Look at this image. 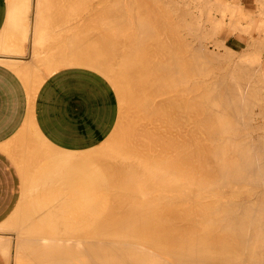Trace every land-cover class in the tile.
I'll use <instances>...</instances> for the list:
<instances>
[{
    "label": "bare ground",
    "instance_id": "obj_1",
    "mask_svg": "<svg viewBox=\"0 0 264 264\" xmlns=\"http://www.w3.org/2000/svg\"><path fill=\"white\" fill-rule=\"evenodd\" d=\"M32 1L10 0L7 25L24 23L12 22V31L17 26L20 32L16 40L7 26L6 33L15 36L9 33L7 48L22 37L23 52L30 38L31 51L49 73L65 65L98 70L117 86L126 106L119 133L88 149V156L50 151L45 161L39 155L42 163L38 156L27 160L32 167L38 159L39 168L32 176L26 167V187L44 188L33 190L29 202L26 192L15 221L4 224L18 232L15 264H264V62L252 64L262 59L255 55L249 63L235 62L234 49L212 39L225 13L237 28L240 12L247 20L238 27L244 32H259L264 20L246 17L230 1L233 6L211 0L223 6L212 8L225 17L210 20L207 4L204 22L214 21L209 28L215 30L202 34L203 16H188L192 7L184 10L183 0ZM63 16L69 20L61 24L63 32H73L61 41L53 34L51 42L47 35L60 25L51 22H63ZM207 34L204 43L220 42L225 52L207 51L199 40ZM0 61L22 71L28 85L45 78L36 70L32 78V70L8 56ZM95 172L101 185L94 182ZM82 177L92 179L83 193L59 191ZM0 240L8 251V239Z\"/></svg>",
    "mask_w": 264,
    "mask_h": 264
},
{
    "label": "crops",
    "instance_id": "obj_2",
    "mask_svg": "<svg viewBox=\"0 0 264 264\" xmlns=\"http://www.w3.org/2000/svg\"><path fill=\"white\" fill-rule=\"evenodd\" d=\"M224 1H227V4L230 1L234 6L237 4V8L243 11L246 17L262 18L264 20L263 0ZM230 3L228 5H231ZM259 5H262L261 8ZM9 8L10 0H0V47L4 52L18 50L22 53V49L19 47V39L22 37L18 39V43L15 41L17 44L15 47L7 48L6 46L7 38L11 37V32H15L17 27H14L15 29L12 31V22L14 25L20 24L19 20L16 23L13 20L9 25L11 32L6 33L8 31L7 24H9L7 14L10 13ZM258 10L259 12L262 10V12L259 13ZM258 15L260 16L257 17ZM22 22L24 23V21ZM20 25L19 27L22 30L23 27ZM259 32L255 31L254 35L251 32L241 33L228 30L224 34V36L226 35L224 42L227 45L239 46L242 49L248 45L250 46L251 43H255L256 45H254L257 48L255 49L262 53L264 62V24ZM16 33L18 35L20 32H15L16 38L14 40L20 36H17ZM11 35L12 38L15 37L13 34ZM254 38L257 41L254 42ZM247 39H250V41ZM7 56L18 63L20 62L18 61L20 60L18 55L0 53V59ZM19 72L9 64L0 61L1 239H6L5 231H2L7 226L4 227V224L10 222L11 217L22 201L25 187L29 181L25 180L24 174L31 171L30 173L33 176L39 168L37 167L39 165H36L39 162L38 159L34 161L35 164L33 163L36 168L32 169V164H30L32 167L28 166V163H31L28 162L30 156L33 155L32 158L38 156L42 163V160L45 161L50 151L79 155L83 151L98 146L113 132L118 122L120 110L119 96L116 89L106 76L93 68L77 65L65 67L54 71L38 85L30 82V86L27 84L30 80H24ZM35 152H39V154ZM32 158H30V161H32ZM26 167H30V171H27ZM32 170H35V172L33 173ZM25 171L26 173H24ZM27 175L29 176V174ZM1 243L0 264H10Z\"/></svg>",
    "mask_w": 264,
    "mask_h": 264
},
{
    "label": "rangeland",
    "instance_id": "obj_3",
    "mask_svg": "<svg viewBox=\"0 0 264 264\" xmlns=\"http://www.w3.org/2000/svg\"><path fill=\"white\" fill-rule=\"evenodd\" d=\"M18 1H19V0H18ZM21 1L23 2V0H21ZM24 1H25V0H24ZM26 1H27V0H26ZM30 1H32V0H30ZM34 1H35V0H33L32 2L34 3ZM41 1H42V0H39V1L36 0V5H37V4L40 5V4H41ZM171 1H172V0H171ZM174 1L176 2V1H180V0H174ZM174 1H172V2H174ZM181 1H182V0H181ZM184 1L186 2L187 0H183V1L180 3L184 10L187 9V8H189V10H190V7H192V8H194L195 10H194V9L192 10V8H191L192 12H191V10H190V14H191V13L193 14V11H194V13L198 14V16H199L200 13H201L200 17L203 16V18H202L203 20H201L200 18H198V16H194V15H196V14L193 15L194 18H195V21H197L196 19H198V21H199V19H200V21H199V22H200V28H203V27H201V25L205 27V28H203V29H199V30H201V33H202V34H204V31H205V30H206L205 33L207 32V29L209 28L210 24H211V25H214V24H215L214 21H215V18H216V17H217V20H218V19H219V18H218L219 16H223V15L221 14L222 11H221L220 9H219V10L221 11V13H220L219 11L214 12V10H216V8L213 9L212 7H214L215 4H214V5H213V4L211 5V3L213 2V0H212V1H211V0H207L205 3H204V0H203V2L200 0V2H202V3L197 2L198 0H192L193 2H192L191 0H188V1L191 2V3H188V2H187L186 5H185ZM208 1H211V3L209 4ZM214 1H215V0H214ZM32 2H31V3H32ZM37 2H38V3H37ZM39 2H40V3H39ZM20 3H21V2H20ZM33 3H32V5H33ZM182 3H184V6H183ZM225 3H226V2H225L224 0H221V1L219 2V4H221V5H223V6L226 5ZM189 4H190V7H189ZM201 4H202V5H201ZM203 4H204V5H203ZM207 4H209V7H208V8L210 9V11L207 10V9H208V8L206 7V6H208ZM216 5H217V4H216ZM216 5H215V7H217V6L220 7V6H221V5H217V6H216ZM227 5H228V4H227ZM63 6H64V5H63ZM63 6H62V7H63ZM65 6H66V5H65ZM187 6H188V7H187ZM202 6H203V7H202ZM223 6H221V7H223ZM57 7H58V6H57ZM66 7H67V6H66ZM184 7H186V8H184ZM199 7H200V8L202 7L203 9L206 8V10H207V14H209L208 12H210L211 14H213L215 17H214L213 15H211V14L207 15V17H208L210 20H214V21H210V22H208V23H207V21L204 22V20L206 19V17H205L206 14H203V11H204V12H206V11H205V9L203 10L202 8H201V9H202V11H201V10L199 9ZM221 7H220V8H221ZM53 9H54V8H53ZM63 9H64V11H62ZM63 9H62L61 11L66 15V13H67L68 11L65 12V10H68V8L65 9V7H64ZM211 9H212V12H211ZM51 10H52V9H51ZM69 10H70V9H69ZM217 10H218V7H217ZM187 11H188V10H187ZM188 12H189V11H188ZM63 13H62V15H63ZM182 13H183V12H182ZM214 13H215V14H214ZM239 13H240V12H239ZM239 13H238V11H237L236 15H238V17L241 18L242 20L239 19V23H237V24H239V26H238L239 28H240L241 26H242L241 28H243V25H242V24H247V22H246L247 20L245 21L244 18L240 17V16H239ZM30 14H31V15H30ZM32 14H33V13H32V11L30 10V12H29V14H28L29 17H30V19H32V16H33ZM68 14H69V13H68ZM68 14H67L66 17H68ZM188 14H189V13H188ZM188 14H186V15H188ZM190 14H189L188 16H192V14H191V15H190ZM181 15H183V14H181ZM210 15H211L212 19L209 17ZM226 15H227V16H226ZM240 15H241V14H240ZM58 16H59V15H58ZM193 16H192V17H193ZM225 16H226V17H225ZM225 16H223V17H225V18H224V22H225L224 25H225V26L223 25L222 28H221L220 30H218V31H214L215 29H213L212 26L210 27V28H212V29H211L212 32H213V31L215 32L214 34H215L216 36L213 35V36H212V39L214 40V38H215L216 43H218L217 40H219L221 43L224 42V37L226 36V35L224 36V34H225L226 32H228V30L237 31V32H241V33H248V32H246V31H245V32L242 31V29L240 30L238 27H237V28L235 27V24H236V23L234 24V22H236V21L233 22V21L231 20V17H230L231 15H230V13H225ZM63 17H64V16H63ZM66 17H64V18H66ZM196 17H197V18H196ZM59 18L62 19V16H59ZM59 18H58V19H59ZM64 18H63V20H64ZM204 18H205V19H204ZM208 18H207V19H208ZM220 18H221V17H220ZM235 18H236V17H235ZM61 19H59L58 21L62 22ZM207 19H206V20H207ZM225 19H226V21H225ZM56 20H57V19H56ZM193 20H194V19H193ZM217 20H216V21H217ZM230 20H231V21H230ZM243 20H244V21H243ZM54 21H55V20L52 21L53 23H52L51 21H50V22H51V24H53V27H54V28L56 27L57 24H60L59 26H57V29H58L59 27L62 28V30L59 29L61 33H60L59 30H57L56 28H55V30H57L56 32H54L55 30L52 31L53 28L51 27L52 30L49 29V31H48L47 33H49V32L52 31V32H51L52 34L50 33V35L48 34L47 36H48V37H49V36L52 37L53 34L56 35V36L53 35L52 39H53L54 37H55V38H58L57 36H59L60 39H59V40L56 39V42L61 41L62 38H63L65 35L67 36L68 33L70 34V33L73 32V31H72V32H71V31H69V32H63L64 30H63V27H61V24H63V23L66 24V23H67V25H68V24H69V23H68L69 20L67 21V18H66V20H64V21H66V22L63 21L62 23H60V22H58V21H57V22H58V23H57V22L55 21V22H56L55 26H54V23H55ZM216 21H215V22H216ZM241 21H242V22H241ZM211 22H212L213 24H212ZM232 22H233V24H234V27H233V28L231 27L233 24H232V25L230 24V23H232ZM237 22H238V21H237ZM47 23H49V21H48ZM202 23L205 24V25H203ZM241 23H242V24H241ZM249 24H250V23H249ZM251 24H253V23H251ZM49 25H50V24H49ZM67 25L64 26V27H66L65 31H68V27H67ZM198 25H199V24H198ZM240 25H241V26H240ZM210 28H209V29H210ZM50 30H51V31H50ZM211 30H208V32L210 31L209 33L212 34ZM226 30H227V31H226ZM244 30H245V29H244ZM248 31L253 33L254 31H256V29H255L254 31H253V30H248ZM62 32H63V33H62ZM208 32H207V33H208ZM216 32H217V34H216ZM58 33L61 34V36L58 35ZM63 34H65V35L63 36ZM202 34H201V35H202ZM201 35H200V37H199V38H201V39H199L198 37H197V38L200 40V42H203V45H205V46L207 47V48L205 47L207 51H208V49L211 50V48H212V49H213L214 51H216V52H217V50H218L219 52H222V53H223V52H225V50H224V46H222V45H226V46H228V47L233 48V49H234V52H233V53H235V54H232V51H231V54L234 56V58H236V59H234V61L236 60L235 62H237L238 59H239V62H243V61L245 62V61L247 60L248 62H247V61H246V62L249 63V61H250V62L252 61V57H253V55H255L256 57L258 56V57H260V58L262 57V53L256 51V49H255V45H254V44H251V45H252V47H253L255 50H251L252 47H251V45H250V46H247V48H245V49H248V48H249V50L245 51V49H242V48H240L239 46H230V45L225 44V42H224V44H222V45H221V43L219 42V44H218V46H217V44H215V42H214L212 39H211V40L209 39L208 41L205 40L206 44L208 45V46H207V45L204 43V40H202V39H208V38H210V37H209V34H207L208 36L206 35V37H204V35H203V36H201ZM62 36H63V37H62ZM66 36H65V38H67ZM51 37H49L48 40H50ZM61 37H62V38H61ZM203 37H204V38H203ZM195 38H196V37H195ZM197 38H196V39H197ZM196 39H195L194 42L197 41L196 46H198V45H200V44H198V39H197V40H196ZM29 40H30V38L27 40V42H26L27 45H25V50H24L22 53L19 52L18 50H17V51H12V52H4L3 49H2V47H0V53H4V54H7V55H12V54H13V56L18 55L19 58H20V57L22 58V59L20 58V60H18V61H20L19 63H22V65H24V66H23V67H24V70H25V69H26V70H29V71H27V72H31L30 70H32V73H33L34 75L31 74V77H32V76H33L34 78L36 77V75H35V73H34V71L36 70L37 73H38V72H39V73L41 72L43 75H45V78H46V77H47L48 75H50L51 73L48 72V70L46 69L45 65H44L42 62L37 61V60H38V59H37V58H38V55L35 54L34 50L31 51V50L33 49V48L31 49V47H32V41H31V40L29 41ZM53 40H55V39H53ZM57 40H58V41H57ZM64 40H65V39H64ZM201 40H202V41H201ZM50 41L52 42V40H50ZM54 42H55V41H54ZM57 44H58V43H57ZM28 45H29V46H28ZM203 45H201V46H203ZM215 45H216V46H215ZM219 45L222 46V48H221V47H220V48H217V47H219ZM253 45H254V46H253ZM0 46H1V44H0ZM226 46H225V47H226ZM250 47H251V48H250ZM205 48H204V46H203V49H205ZM253 48H252V49H253ZM225 49H226V48H225ZM250 50H251V51H250ZM18 52H19V53H18ZM33 52H34L35 56H33ZM211 52H213V51L211 50ZM247 52H249V53H251V54H250L249 56H247V55H248ZM11 53H12V54H11ZM31 53H32V55L30 56ZM244 53H246V54H245L246 56L243 58ZM240 54H243V55L241 56V59L239 58V57H240ZM21 55H22V56H21ZM23 55H24V56H23ZM32 56H33V58H32ZM237 57H238V58H237ZM249 57H250V58H249ZM258 57H257V58H258ZM23 58H24V59H23ZM25 58H26V59H25ZM28 58H29V59H28ZM30 58L33 59V60H34V58H35L37 62H35V60L33 61L34 63L31 62L32 60H30ZM23 60H25V61H23ZM26 60H27V61H26ZM234 61H232V62L234 63ZM256 61H257V60H254V63L252 62V64L256 65V64L258 63V65H259V64H260V61H261V63H262V61H263V57H262V59H259V58H258V62H256ZM28 62H29V63H28ZM232 62H228V63L225 62V63H223V65H225V67H227V65H229V64L231 65ZM244 62H243V63H244ZM246 62H245V63H246ZM26 63H27V64H26ZM35 63H38V64H37V65H38L37 67H36ZM40 63H41V65H42V67L39 66ZM233 63H232L231 66H233ZM255 63H256V64H255ZM25 64H26L27 67H25ZM30 64H31V65H30ZM32 64H33L34 66H32ZM234 64H235V63H234ZM258 65H257V66H258ZM10 66H11V65H10ZM69 66H76V65H69ZM69 66H67V65H65V66H61V67L58 68V70H60V69H62V68H65V67H69ZM28 67H29V69H27ZM38 67H39V68H38ZM84 67H87V66H84ZM13 68H14V67H13ZM31 68H32V69H31ZM41 68H42V69H41ZM14 69H16V68H14ZM37 69H38V70H37ZM16 70H17V69H16ZM26 70H25V71H26ZM262 70H263V69H262ZM17 71H18V70H17ZM18 72H19V71H18ZM262 72H263V74H264V70H263ZM21 73H22V71L19 72V74H21ZM37 73H36V74H37ZM39 73H38V74H39ZM41 73H40V74H41ZM102 74H103V73H102ZM22 75H23V74H22ZM22 75H21V76H22ZM103 75H104V74H103ZM37 76H38V75H37ZM104 76H106V75H104ZM22 77L24 78V76H22ZM33 77H32V78H33ZM106 77H107V76H106ZM32 78H31V80H33ZM37 78H38V77H36V80H37V81H36V80H33V81H34V82H33L34 84H35L36 82H38V79H37ZM107 78L109 79V77H107ZM29 79H30V78H29ZM109 80H110V79H109ZM110 82L112 83V85L114 86V88L116 89V91H117V93H118L120 110H119V118H118V122H117V124H116V126H115L113 132L110 134V136H109L108 138H110L112 135H113V136H116L115 134H116L117 132L119 133L120 127H121V125H122L121 120H122V118L124 117V115H122V114H124V110H125V107H124V106H126V105H123V101H122V99H121V96H120V93H119V90H118L117 86L113 83L112 80H110ZM37 84H38V83H37ZM37 84H35V85H37ZM123 107H124V108H123ZM122 108H123V109H122ZM122 110H123V111H122ZM260 120H261V122H262L263 125H264V118H261ZM120 123H121V125H120ZM262 128H263V129H262V132L264 133V131H263V130H264V127H262ZM116 130H117V131H116ZM114 132H115V133H114ZM262 132H260V133H262ZM260 133H258V135H260ZM263 133H262V134H263ZM255 135L257 136V133H256ZM117 136H118V135H117ZM260 136H261V135H260ZM108 138H107V139H108ZM107 139H106V140H107ZM262 139H263V138H262ZM106 140L103 141L102 143H100L99 145L103 146V144L106 142ZM99 145H98V146H99ZM98 146H97L96 148L101 147V146H99V147H98ZM91 150H93V149H91ZM91 150L83 151V152H81L79 155H84V157H85V156L88 154V152L91 151ZM67 154H68V153H67ZM69 154H70V153H69ZM71 155H74V154H71ZM87 156H88V155H87ZM40 163H41V162H40ZM95 166H96V165H95ZM93 168H96V167H93ZM96 172H98L99 175L101 174L100 171H96ZM96 172L94 173V176H95L94 182H96L95 184H100V185H101V181L98 179V176H99V175H95V174H97ZM82 178H83V177H82ZM82 178H81V180H80L79 182H76V183H75V185L77 184V186L74 185L75 187H74V186H73L72 188H69V187H68V188H66V190H65V188H62L64 185H62V186L60 187L61 189H59V191H62V190H63V193H65V191H67V190L70 191L69 193H67V192H68V191H67V192H66L67 194H72L71 191H72L74 194H75V191H76V193H78V192H79V193H83V191H85V189H84L85 186H84V185H87V184L90 185L92 179L90 178V179L85 180V178H83V181H82ZM84 180H85V181H84ZM82 183H83V184H82ZM27 184H29V182H28ZM57 184H58V183H57ZM82 185H83V186H82ZM27 186L29 187V185H27ZM39 186H40V185H38L37 187L39 188V191H41L44 187H42V186L39 187ZM28 187H27V189H26V187H25L24 195H23V198H22V201L25 199V200L23 201V202H25V203H26V199H27V198H25V193L27 192V197H28V201H27V202H29V198H30V200H31V199L33 198V196H34V195H30V194L33 192V190L35 191L36 188H37V187H35V189H32V191H31L30 188H28ZM79 187H80V188H79ZM81 187H83L84 190H83V189L81 190ZM58 188H59V186H58ZM29 190H30V192H29ZM80 190H81V192H80ZM97 190H98V193L101 192V191H99V190H101V189H97ZM97 190H96V191H97ZM39 191H38V189H37L35 192H33V194H37ZM109 191H110V192H115V191H112V190H109ZM106 192H108V190H103V193H106ZM63 193H62V194H63ZM28 195H29V196H28ZM63 195H65V194H63ZM67 197H69V198H73V197H70V195H67L66 198H67ZM22 201H21V204H22V205H19V206H21V207L23 206V204H25V203H22ZM18 208H19V207H18ZM17 211H18V210H17ZM15 213H18V212H15ZM15 213H14V214H15ZM14 214H13V216H12L14 220H13L12 217H11L12 221H15V218H14V217L16 216V214H15V216H14ZM17 217H18V214H17ZM10 224H12V223H10ZM7 226H8V225H7ZM11 226H12V225H9L8 227H11ZM9 229H10V228H8V231H7V228L2 229V231L6 230V231H5V234H6V237H7L6 239H8V241H9V250L7 251V250L4 249L3 247H2V248L4 249V251H5V253H6L7 257H8V261L10 262V264H15V262H16V257H17V247H18L17 243L19 244V242H18V241H15V239L17 240L19 236H18V232H15V231L11 232V229H10V230H9ZM12 229H14V228H12ZM14 230H15V229H14ZM7 232H8V234H10L9 236H8ZM16 234H17V235H16ZM15 235H16V236H15ZM18 240H19V239H18ZM16 242H17V243H16ZM14 244H15L16 246H15ZM1 246H2V245H1ZM14 247L16 248V249H15L16 252H14ZM13 257H14V258H13Z\"/></svg>",
    "mask_w": 264,
    "mask_h": 264
}]
</instances>
